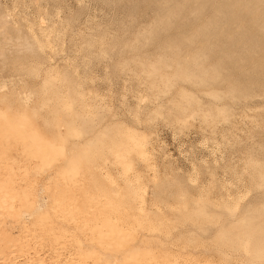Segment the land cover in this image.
I'll return each mask as SVG.
<instances>
[{
	"label": "rangeland",
	"instance_id": "rangeland-1",
	"mask_svg": "<svg viewBox=\"0 0 264 264\" xmlns=\"http://www.w3.org/2000/svg\"><path fill=\"white\" fill-rule=\"evenodd\" d=\"M11 170L46 264H264V0H0Z\"/></svg>",
	"mask_w": 264,
	"mask_h": 264
},
{
	"label": "bare ground",
	"instance_id": "bare-ground-1",
	"mask_svg": "<svg viewBox=\"0 0 264 264\" xmlns=\"http://www.w3.org/2000/svg\"><path fill=\"white\" fill-rule=\"evenodd\" d=\"M27 142V141H26ZM26 145V144H25ZM29 145V144H28ZM6 158L8 159V156H6ZM10 158V157H9ZM13 159V158H11ZM17 159V158H16ZM9 161H12L9 159ZM8 161V163H9ZM14 161V160H13ZM17 161V160H16ZM7 163V164H8ZM6 164V165H7ZM14 164V163H13ZM12 164V165H13ZM15 165V164H14ZM8 167V166H7ZM6 181L7 183L5 185H3L1 183L2 181V176L0 173V264H46L44 263V260L42 259H35V257L32 255V253L30 252V250L26 247H24V245L19 241V240H15L12 239L10 237V235L8 234V236H6L5 234L8 233V231H11L13 229H15L18 225H19V219H18V214L15 212V210L17 209V205L18 202H20L21 199V195L24 193V191L22 189H20V191L17 189L16 185L14 184V173L11 170L9 173H7L6 175ZM75 204V202H72L70 205ZM73 204V205H74ZM88 204V203H86ZM68 205V204H67ZM81 205V204H80ZM96 203L94 204L90 202L89 204V209L87 210V215H90V219L92 221V223L97 222V217H98V212L96 209ZM60 207V206H59ZM69 207V206H68ZM85 208L87 206H84ZM62 208V207H61ZM78 208V207H77ZM81 208V207H80ZM76 209V208H75ZM84 209V208H83ZM96 209V210H95ZM72 210V209H71ZM78 210V209H77ZM76 210V211H77ZM73 212V211H72ZM75 212V211H74ZM78 212V211H77ZM76 212V213H77ZM82 212V211H81ZM84 212V211H83ZM80 213V212H79ZM81 214V213H80ZM4 215H6L5 217H3ZM78 215V213H77ZM57 216V215H56ZM79 217V215H78ZM3 218H5V220H3ZM80 219V217H79ZM82 219V218H81ZM87 219V218H86ZM85 220V219H84ZM113 220V218H112ZM78 221V219H77ZM6 223H8L9 225V229L6 227ZM35 222V221H34ZM121 222V221H120ZM123 222V221H122ZM25 223V222H24ZM28 223V222H27ZM26 223V224H27ZM116 223H119L116 222ZM31 224V223H30ZM91 224V222H90ZM25 225V224H24ZM121 226V224H119ZM33 226V225H32ZM31 226V227H32ZM65 226V225H63ZM91 226V225H90ZM97 226V224H96ZM113 226H115V223L113 224ZM92 227V226H91ZM94 227V226H93ZM19 228V227H18ZM36 228V225L35 227ZM59 229V228H58ZM60 230V229H59ZM63 230V229H62ZM108 231V230H107ZM113 232V233H112ZM119 232V231H117ZM22 233V230H21ZM116 234V231H112L109 230L108 232L103 233V236H110L108 239H112L114 238L112 235ZM19 235V234H18ZM29 235V234H28ZM99 237V236H98ZM56 238V237H55ZM54 238V239H55ZM96 240V238H94ZM94 239L92 241H94ZM30 241V239H29ZM97 241V240H96ZM35 242V241H34ZM81 242V241H80ZM100 242V241H99ZM101 242H104L101 241ZM100 242V243H101ZM110 242V241H109ZM79 243V242H78ZM86 243V240H85ZM90 243V242H89ZM93 243V242H92ZM95 243V242H94ZM114 243V242H112ZM80 244V243H79ZM83 245V244H82ZM104 246V245H103ZM36 247V246H35ZM83 247V246H82ZM89 247V246H88ZM87 247V248H88ZM94 247V246H93ZM77 248V246H76ZM80 248V247H79ZM78 248V249H79ZM90 248V247H89ZM91 249V248H90ZM95 249V248H94ZM139 249V248H138ZM52 250V249H51ZM59 250V249H58ZM97 250V249H95ZM80 251V250H79ZM141 251V250H140ZM56 252V251H55ZM89 252V251H87ZM87 252H81L78 256V258L76 259V261H72L70 263L67 264H97L95 262H92L95 258L96 255L94 254H90ZM92 252V251H91ZM128 252V251H127ZM126 252V253H127ZM139 252V251H138ZM58 253V252H57ZM74 253V252H72ZM65 254V253H64ZM96 254V253H95ZM136 253L134 252V255ZM40 255V254H39ZM70 255V253H69ZM132 256V255H130ZM52 257V256H51ZM69 257V256H68ZM137 257V256H136ZM178 257V256H177ZM121 258V257H120ZM133 258V256H132ZM135 259V258H134ZM133 259V260H134ZM145 259V258H144ZM67 260V259H65ZM129 260V258H128ZM132 260V259H131ZM139 260V259H137ZM64 261V260H63ZM52 262V261H51ZM133 262V261H131ZM187 262V261H186ZM123 263V262H122ZM127 263V262H126ZM136 263V262H135ZM139 262H137L136 264H138ZM103 264V263H102ZM106 264H109L108 262ZM149 264V263H148ZM154 264V263H153Z\"/></svg>",
	"mask_w": 264,
	"mask_h": 264
}]
</instances>
